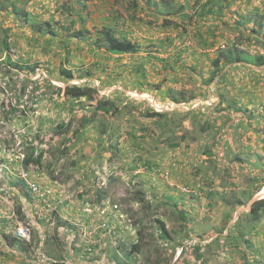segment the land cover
I'll use <instances>...</instances> for the list:
<instances>
[{"label":"rangeland","instance_id":"1","mask_svg":"<svg viewBox=\"0 0 264 264\" xmlns=\"http://www.w3.org/2000/svg\"><path fill=\"white\" fill-rule=\"evenodd\" d=\"M128 1L138 2L85 0L73 29L108 24L142 45L136 55L37 40L11 6L0 9V264H264V209L254 223L248 214L264 199V65L213 64L232 46L264 59V0H217L220 17L185 30ZM163 1L189 16L197 5ZM75 3L15 7L57 29ZM66 51L67 82L58 73ZM68 85L96 94L65 98L58 89ZM99 100L118 112L103 114ZM33 152L41 167L25 170ZM4 236L26 244L6 247Z\"/></svg>","mask_w":264,"mask_h":264},{"label":"trees","instance_id":"2","mask_svg":"<svg viewBox=\"0 0 264 264\" xmlns=\"http://www.w3.org/2000/svg\"><path fill=\"white\" fill-rule=\"evenodd\" d=\"M19 1L21 0H4L5 5L0 3V9H5V7L11 6V14L13 16H16L19 20L20 18L25 19L26 24H30V27L35 33V37L38 40L39 38H44V37H61L62 39L65 38V40L69 39L72 43L75 45H79L81 41L85 42L88 46H94L95 50H103L110 55H136L142 50V45L140 43H134V41H131L130 39L126 38L122 33L115 31L112 27H109L108 24L105 26L101 27L100 29H97L93 34L90 31L82 32L80 29H73L74 24H75V19H79L81 22H84V17L82 18L80 14H78L79 9H85V0H76V7H74L72 10L67 9L66 11H69V15L71 20L69 23L65 26L63 25L61 28H55V26L59 25V21H51V22H42L41 24L37 23L29 16V13L27 12H20V10L16 9V5ZM30 0H27V2ZM138 2L144 1L143 3V8H153V11L150 13L151 15H154L158 18H162L163 22L161 23L162 27H170L173 24V21L171 18H176L175 20L178 21L179 25L182 26V29L185 30V26L187 27L188 24H191L193 19H202L205 14H212L218 17H220L222 14L220 13V6L218 8L216 5L212 6L214 0H205V2H202L203 0H197V5L193 7H189L188 9L192 10L191 15L189 16L186 13L182 14V8L183 5H179L177 9H174L173 4L169 3L168 1H154V0H137ZM136 2V1H135ZM134 1L131 3L128 1V7L136 6L138 2L135 3ZM200 2V4H199ZM221 2H219L220 4ZM210 5V7H206ZM161 7L164 9V12L161 11ZM199 7V8H197ZM222 7V6H221ZM75 10V11H74ZM258 10L255 11V13ZM217 12V13H216ZM208 16V15H206ZM77 17V18H76ZM108 19V18H105ZM106 21V20H105ZM188 22V23H186ZM197 25V24H195ZM194 26V25H193ZM175 27L178 28L177 25ZM256 34L255 32H253ZM249 41V39H248ZM168 42H171V39L168 40ZM66 43V42H65ZM202 44V43H201ZM199 44V45H201ZM66 46V45H64ZM203 46V45H202ZM209 46H212L211 44ZM236 49L235 46H232V48L228 49L227 51L220 52L217 56V58L214 61V66H218L220 63V60H223V62L226 65H233V64H245L248 63L252 66L255 67H260L264 65V59L261 57H253L250 55H247V53H244L242 51H237L236 54L234 55L233 51ZM154 50H159V48H155ZM238 50V49H237ZM178 53H181L182 51L177 50ZM227 52V53H226ZM69 52L66 51V56L63 58L61 61V64L58 68V73L60 77L67 81H71L75 78V72L72 69H67L65 64L69 63L67 57V54ZM153 54L148 52V55ZM34 67L29 68L30 70H33ZM217 75L214 74V76ZM62 92L63 97L73 99V100H80L83 98H94V94H96V90L93 87H81V85H68L65 86L64 88L58 89ZM172 100L177 101V99L174 97ZM179 101V100H178ZM96 109L101 111L103 114H114L117 110L116 108L113 107V103L107 100H99L96 101ZM118 112V111H117ZM149 116L151 118H160L163 117L164 115H160L157 113H150ZM60 130H63L64 133L68 134L69 126H62L59 127ZM166 146L169 148L177 147L178 143L177 142H166ZM35 154V152H33ZM42 153L35 154L34 157H25L22 166L25 170H27L30 165L34 167V169L38 170L41 167L42 164ZM147 163L143 162L142 164ZM144 167L148 168V164H144ZM264 209V199L255 201L250 209H249V219L254 223L259 220L260 217V212L261 210ZM160 230H162L163 237H169V234L166 233L164 226L160 224ZM27 231V229H26ZM3 243L5 244L6 247H17L20 249V246L25 243V240L16 238V237H8L4 236L2 239ZM8 242V243H6ZM25 248H21L22 251H24ZM138 246L133 245L131 250L125 254V256H129V254H134V252H138ZM198 250V248H197Z\"/></svg>","mask_w":264,"mask_h":264},{"label":"crops","instance_id":"3","mask_svg":"<svg viewBox=\"0 0 264 264\" xmlns=\"http://www.w3.org/2000/svg\"><path fill=\"white\" fill-rule=\"evenodd\" d=\"M214 5H216V7H217V8H218V6H220V7H221V5L219 4V2H218L217 0H215L214 4H212V6H214ZM249 6H251L249 3H248V4H246V7H249ZM238 8H239V7H238ZM239 9H240V8H239ZM216 13H217V12H216ZM231 25H237V23H234V24H233V23H231V22L229 23V27H230V28H234V27H233V26H231ZM230 28H229V29H230ZM239 41H240L241 43H243V44H246V41H245V40H242V41H241V40H239Z\"/></svg>","mask_w":264,"mask_h":264},{"label":"built area","instance_id":"4","mask_svg":"<svg viewBox=\"0 0 264 264\" xmlns=\"http://www.w3.org/2000/svg\"><path fill=\"white\" fill-rule=\"evenodd\" d=\"M32 186V185H31ZM33 187V186H32Z\"/></svg>","mask_w":264,"mask_h":264},{"label":"clouds","instance_id":"5","mask_svg":"<svg viewBox=\"0 0 264 264\" xmlns=\"http://www.w3.org/2000/svg\"><path fill=\"white\" fill-rule=\"evenodd\" d=\"M256 68H258V67H256Z\"/></svg>","mask_w":264,"mask_h":264}]
</instances>
